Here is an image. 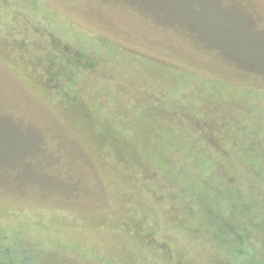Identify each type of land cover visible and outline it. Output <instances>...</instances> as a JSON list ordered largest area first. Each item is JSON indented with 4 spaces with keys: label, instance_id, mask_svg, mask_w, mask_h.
Listing matches in <instances>:
<instances>
[{
    "label": "rangeland",
    "instance_id": "obj_1",
    "mask_svg": "<svg viewBox=\"0 0 264 264\" xmlns=\"http://www.w3.org/2000/svg\"><path fill=\"white\" fill-rule=\"evenodd\" d=\"M252 140L264 0H0V264H264Z\"/></svg>",
    "mask_w": 264,
    "mask_h": 264
},
{
    "label": "trees",
    "instance_id": "obj_2",
    "mask_svg": "<svg viewBox=\"0 0 264 264\" xmlns=\"http://www.w3.org/2000/svg\"><path fill=\"white\" fill-rule=\"evenodd\" d=\"M38 61H40V59L38 58ZM52 62V61H51ZM50 78V77H49ZM75 105V106H74ZM73 106H74V108H79L80 110H81V112H83V110L80 108V105H78V104H74ZM149 109H150V112L149 113H154L156 110H155V107H152V106H147ZM223 113L222 112H220V111H218V112H215V113H213L212 114V116H211V118H208L207 120L208 121H213V119H215V120H219L218 118L221 116L223 119H224V115H222ZM202 129L201 130H203V128H204V130H206V139H208L209 141L210 140H212V142L213 143H215V145H217L218 143V140L216 139V137L214 136V133L211 131V129L213 130V128L217 125V122L215 123V124H211V123H209V122H203L202 123ZM214 131V130H213ZM244 131H245V129H244ZM112 140H116V138L115 139H112ZM173 143H176V142H173ZM180 143V142H179ZM181 144V143H180ZM217 146H219V145H217ZM259 146H261V148L263 149V151H262V154L264 155V147H262V144H261V142H259V143H255L254 142V140H252V141H250V143H247V146L244 148V150L243 151H245V149H249V150H251L252 151V153H250V154H252V155H255L256 157H257V153L259 152V149H261ZM237 147V146H236ZM235 147V148H236ZM219 148L221 149V146H219ZM247 155L248 154H245L244 155V157H246L247 158ZM251 155V156H252ZM241 159H243V158H241ZM263 163H264V158H263ZM230 164H232V163H230ZM210 165L209 164H207V163H204V166H203V170H205V169H210ZM216 168H219V170H222L226 175H227V178H228V180H232L230 177H233V173L235 172L234 171V169H232V168H230V167H228V166H226V164L224 165V166H219L218 165V167L216 166ZM203 170H201V171H203ZM261 170L262 171H264L263 170V168L261 167ZM230 177H229V176ZM234 178V177H233ZM213 182V181H212ZM212 182H211V188H213V187H216L217 189H220L221 191L220 192H218V193H215V191L214 190H212L215 194H217V196L215 195V198L216 199H225L226 200V196H223L222 194H224V193H228L229 195H230V193H229V191H228V189L227 188H219L218 186L219 185H221L220 183H216L215 184V186H214V184H212ZM204 186L203 187H208L206 184H203ZM228 186H230L229 184H227ZM228 186H226V187H228ZM229 190H231V189H229ZM206 194H209V192H206ZM231 199L233 200V197L231 196ZM246 206L247 205H245V208H246ZM208 207V211L209 212H211L212 210H211V207H209V206H207ZM243 211H244V209H243ZM233 220H230V221H228V223L230 224L231 222H232ZM235 225H234V223H231V225H230V227H229V230H227L226 228H224L223 226H221L220 225V228H219V226H216V227H213V235H215V234H217L218 235V230H219V232H224V234H226V233H231V235H233L232 237L234 238V239H236V238H239V236H240V234L239 233H237L236 232V230L233 228ZM222 227V228H221ZM230 235V234H229ZM228 236V235H227Z\"/></svg>",
    "mask_w": 264,
    "mask_h": 264
}]
</instances>
